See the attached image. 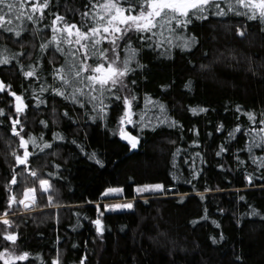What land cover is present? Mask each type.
Masks as SVG:
<instances>
[{"label":"trees","instance_id":"trees-1","mask_svg":"<svg viewBox=\"0 0 264 264\" xmlns=\"http://www.w3.org/2000/svg\"><path fill=\"white\" fill-rule=\"evenodd\" d=\"M88 2L55 0L57 6L45 10L39 25L25 20L24 26L29 29L22 34L25 39L0 29V55L13 57L11 63L0 65V78L11 85L7 94L0 93V109H4V115H0V217L7 212L6 218L12 222L9 226L0 219V251L9 248L17 254H32L27 261L16 264H52L58 252L62 264H79L85 255L84 264H264V169L259 168V162H252L246 149L248 129L264 128L259 123L264 113V24L233 13L209 16L188 26L186 34L195 33L199 39L192 49L173 47L165 54H161L163 48L142 51L141 62L147 68L130 76L129 80L137 81L135 85L129 82L132 91L123 90L130 98L137 97L132 108L134 123L124 125L126 132L139 137L138 147L132 149L118 132L114 134L121 108L113 105L106 120H91L95 112L86 114L63 97L53 100L50 89L42 94L40 91L45 79L46 87L53 84V64L59 67L64 63L59 53L53 57L51 46L47 52L41 49L51 39L54 13L78 24L80 13L88 10ZM221 6L227 10L223 0ZM17 23L14 20L13 26ZM238 28L244 29V37L238 35ZM33 29L37 30L34 35ZM168 39L173 44L180 42L165 31V48ZM133 46L140 48V41L134 39ZM126 55L121 51L122 59ZM202 64L208 67L202 69ZM33 65L39 80L23 75ZM189 80L191 88L185 86ZM55 83L59 85V81ZM11 91L23 93L28 104L23 114L15 113ZM145 94L152 101H163L167 118L179 122L178 126L157 123V117L163 120V116L151 103L146 107ZM37 96L48 103L37 105ZM85 107L90 110L92 106ZM200 107L208 111L193 114L190 110ZM65 111L67 117L63 115ZM141 112L155 130H141ZM251 112L256 114L255 124L249 119ZM15 118L24 125L21 134L39 137L42 133L43 140L52 143L43 151L29 145L33 155L28 168L37 171L36 177L25 166L15 167L17 184L11 188L17 200L23 198L25 188L37 189L36 203L29 210L18 203L9 207L6 199L15 164L12 153L24 151L19 147V137L11 132V120ZM237 124L241 131L229 139L228 131ZM193 127L199 130L198 136L190 131ZM55 132L66 138L57 140ZM194 139L198 144L192 143ZM221 144L228 151L217 155ZM92 151L103 160V166L87 158L86 153ZM255 155L264 157V150L256 149ZM193 160L195 170L200 171L195 179L189 167ZM174 173L181 178L173 179ZM249 174L254 177L251 185ZM41 178L51 181L48 193L42 194ZM188 179L192 183H186ZM157 183L165 186L167 194L136 192L139 185ZM109 187H122V197L134 199V207L104 212L100 217L105 225L101 238L91 221L104 211L103 202L110 200L103 197ZM206 187L212 191L205 192ZM200 192L205 193V199L200 198ZM242 196L245 199L241 200ZM253 208L260 215H248ZM6 231L19 232L15 244L5 240ZM221 233L223 240H219ZM212 236L219 242L213 243ZM0 264L4 261L0 260Z\"/></svg>","mask_w":264,"mask_h":264},{"label":"snow or ice","instance_id":"snow-or-ice-1","mask_svg":"<svg viewBox=\"0 0 264 264\" xmlns=\"http://www.w3.org/2000/svg\"><path fill=\"white\" fill-rule=\"evenodd\" d=\"M222 0H89L85 7L87 11L80 13L79 23L69 22L65 16L60 15L58 12L54 13L55 19L52 21L50 27L52 29L51 39L47 44H42L41 49L47 52L49 47L53 48V57L56 53H59L64 58V63L59 67L53 64L51 69V76L53 84L45 86L40 85L41 94L43 92L51 90L53 93V100L57 96L63 97L65 101H70L72 105H79L85 110L87 114L89 111L95 112L96 115L90 116L91 120H97L100 118L107 119L110 107L116 105L122 109V115L117 118V128L114 132L118 134L126 141L129 142L132 149H136L139 145V137L133 136L131 133L126 132L124 125L133 124L132 119L135 113L132 111L133 101L137 99L135 95L131 98L125 94L123 90L132 89L129 88V82L133 85L137 83L136 79H130L137 74V70H146L147 66L141 62L140 53L146 49L155 51L158 48H163L164 53H169L171 48L179 47L181 51L190 50L199 43L198 37L195 33L186 34L188 26L197 21L207 20L209 16L226 17L229 13L234 15L244 16L251 20H258L264 24V0H223L227 10L221 6ZM50 6L56 7L55 0H0V29L4 32L13 33L16 37L25 39L22 35L28 32L24 26L25 20L30 21L33 24L39 25L45 18V10ZM30 9V10H29ZM38 14V15H37ZM19 21V23L13 26V21ZM44 27H49L45 25ZM179 30V33H178ZM37 30L33 29L32 33L35 34ZM168 32L169 36H176L180 41L179 44H173L171 39L167 40L168 47L165 48L164 33ZM238 35L245 36V31L242 28L237 29ZM160 37L161 39H157ZM140 41L141 47L136 48L133 46V40ZM107 41V46H104V42ZM121 42H123V48H121ZM3 51H7L4 49ZM121 51L127 53L126 56L121 58ZM23 55V53H21ZM13 57L7 55H0V65H5L12 62ZM233 59H236L233 56ZM200 67L207 68L208 65H200ZM24 66L21 65V70ZM250 71L255 72L254 67H250ZM25 77H36L37 80L41 79L37 75L35 66L33 65L31 70L23 71ZM56 81H59V85H56ZM191 88L192 81L189 80L185 85ZM164 87V86H162ZM6 89L11 90L10 84H5L4 80L0 79V93H6ZM27 91V89H25ZM12 97H15V113L23 114L25 109L28 108V104L24 102L23 93L17 94L16 91L10 92ZM33 95H35V89H33ZM146 107L148 103L152 104L153 108H159L161 116L157 117V123L165 122L169 127H177L179 122L174 119H168L166 115L167 105L163 101H152L148 94H145ZM37 105L47 104V99H41L40 96L36 97ZM91 105V109H87L86 105ZM193 114L197 112L208 111L207 108H191ZM53 111L55 109L53 108ZM239 111V109H238ZM0 115H4V109H0ZM64 116H68V112L63 113ZM249 119L253 124L256 123L255 113H248ZM71 119V117H69ZM3 121H0L2 124ZM42 123L47 125L46 121ZM260 124H264V113H261ZM17 125H20V130L17 129ZM141 130L144 128H153L155 125L150 121L144 120V113L140 114ZM183 127L182 125H179ZM24 125L18 118L11 120V132L19 137V147L23 148V153L18 151L13 152L12 155L15 160V164L12 166L10 173V184L7 185L9 195L7 196V205L10 207L13 204H20L24 206V210H29L36 203V187L25 188L23 192V198L17 200L15 192L12 190L11 185L17 184V173L15 172L16 166H25V170L30 171L33 177L37 176V171L28 168L29 158L33 155V152L29 151V145L33 148L43 151L44 149L51 148L52 143L43 140V134L37 136H27L21 134ZM223 128V125H220ZM218 128L217 130H220ZM190 131L199 135V130L193 127ZM241 131V125L237 124L233 129L228 131V138H235L236 134ZM255 133V135H253ZM249 142L246 144L247 152L251 155L252 162L255 164L259 162V168L264 169V157L256 156L255 150H264V128L259 130L255 128L248 129ZM53 136L57 140H64L66 137L58 132L53 133ZM76 141L73 140L72 143ZM193 144H198V140L194 139ZM83 150V145L81 146ZM228 148L223 144L220 145V151L227 152ZM180 149H177V153ZM89 160L95 161L100 166H103V160L98 158L95 151L86 153ZM197 156L200 154L197 153ZM236 160L240 162V157L236 156ZM187 158L185 163H187ZM204 162V161H202ZM57 167H60L57 165ZM193 169L192 178L195 179L200 176V171L195 170V160L189 165ZM223 167V165H220ZM52 175V174H49ZM55 175L59 176V173ZM181 177L173 174V179H180ZM253 175L249 174L247 180L251 185L253 182ZM261 179H264V173L261 174ZM186 183H192V180L188 179ZM39 186L43 193H48L52 187L50 179H39ZM195 188V185H193ZM158 190L164 194H167L165 186L163 184H147L138 186L136 192L142 193L144 191ZM219 189L217 188V191ZM210 187L205 188V192H210ZM123 192L122 188L109 187L106 189L104 195L108 193ZM201 199H205V193L200 192ZM241 200L245 199L243 196ZM48 200L51 202L52 197L48 196ZM134 203L128 201L125 203L117 204H105L106 210L117 209H132ZM97 211L100 210V205H96ZM207 211V210H205ZM223 211V209H218ZM248 215L256 216L260 213L253 208ZM103 216V212L93 221L96 226V232L103 238L105 232V225L100 218ZM7 212L4 213V217H0L3 220V224L11 225V221L6 218ZM196 223V221H193ZM219 226V225H217ZM4 238L13 244L19 239V232L6 231ZM213 243H218L219 240H223V233L220 234L219 240L217 237H210ZM32 255L28 251L22 253H13L9 248H4L0 251V260L4 261V264H16L17 261H27ZM242 259V258H238ZM87 260L85 255L79 264H84ZM52 264H62L59 252L53 259Z\"/></svg>","mask_w":264,"mask_h":264},{"label":"rangeland","instance_id":"rangeland-1","mask_svg":"<svg viewBox=\"0 0 264 264\" xmlns=\"http://www.w3.org/2000/svg\"><path fill=\"white\" fill-rule=\"evenodd\" d=\"M144 185H147V184H144ZM139 186H143V185H139ZM138 187V186H137ZM136 187V188H137ZM113 188H122V187H113ZM123 189V188H122ZM106 191V190H105ZM152 191H158V190H152ZM152 191H144V193L146 192H152ZM105 193V192H104ZM124 189H123V192H117V193H108L107 195H104V199H108L110 198V200H105L103 203V205L105 204H117V203H125V202H128V201H132L134 203V199H127V198H124L122 197L124 195ZM104 207V206H103ZM123 210H129V209H117V210H106L104 208V212H120V211H123ZM12 252L13 250L10 249ZM14 253V252H13Z\"/></svg>","mask_w":264,"mask_h":264},{"label":"water","instance_id":"water-1","mask_svg":"<svg viewBox=\"0 0 264 264\" xmlns=\"http://www.w3.org/2000/svg\"><path fill=\"white\" fill-rule=\"evenodd\" d=\"M1 79V78H0Z\"/></svg>","mask_w":264,"mask_h":264}]
</instances>
